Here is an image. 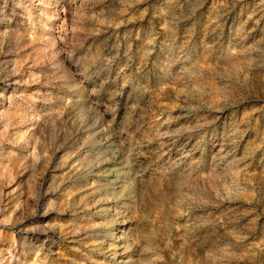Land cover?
I'll list each match as a JSON object with an SVG mask.
<instances>
[{
    "label": "rangeland",
    "instance_id": "rangeland-1",
    "mask_svg": "<svg viewBox=\"0 0 264 264\" xmlns=\"http://www.w3.org/2000/svg\"><path fill=\"white\" fill-rule=\"evenodd\" d=\"M0 264H264V0H0Z\"/></svg>",
    "mask_w": 264,
    "mask_h": 264
}]
</instances>
